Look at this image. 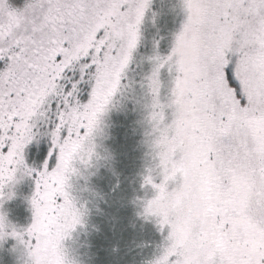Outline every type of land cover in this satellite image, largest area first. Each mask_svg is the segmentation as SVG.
<instances>
[{
    "label": "snow or ice",
    "instance_id": "1",
    "mask_svg": "<svg viewBox=\"0 0 264 264\" xmlns=\"http://www.w3.org/2000/svg\"><path fill=\"white\" fill-rule=\"evenodd\" d=\"M151 3L0 0V203L18 173H35L29 247L47 253L81 225L70 179L76 165L91 164L96 126L128 87ZM176 7L183 19L169 51L154 39L143 57L151 65L145 135L156 145L144 214L157 218L162 245L172 244L166 264H264V0ZM174 44L185 48L183 60L170 54ZM42 138L37 170L24 150Z\"/></svg>",
    "mask_w": 264,
    "mask_h": 264
},
{
    "label": "rangeland",
    "instance_id": "2",
    "mask_svg": "<svg viewBox=\"0 0 264 264\" xmlns=\"http://www.w3.org/2000/svg\"><path fill=\"white\" fill-rule=\"evenodd\" d=\"M174 3L173 7L171 0L157 1V7L153 11L157 13L155 21L153 22L152 16L142 29L141 47L144 50L135 56L134 64L137 66L134 68V73L129 74L130 78H139L138 81L141 83L143 77L150 71L151 65L143 57L151 54L154 39L159 40L158 50L161 54H167L169 51L172 33L178 30L183 19L182 13L176 7V0ZM168 29L170 34L168 40L164 38L161 40L160 30L166 32ZM161 81L163 97L168 84V76L164 71L161 72ZM145 97L146 94L144 99ZM145 115L146 110L141 100L138 99L136 102L134 98H130L121 109L112 111L107 118L102 117L103 135L97 139L95 151L106 159L93 161L84 171L83 176H74L70 179L72 195L78 207L84 206L86 215L83 217V223L76 226L71 238L66 240L65 244L70 251L79 256L82 264H139L140 248H142L139 240L146 237L152 240L154 235L161 233L154 218L144 219L140 215L142 204L154 195L151 186L144 184L145 176L155 164L144 143L148 128L143 121ZM146 153L148 162H146ZM143 166L145 172L140 176L141 179L132 184L128 178L138 173L136 175L138 180ZM128 167L134 173L127 171ZM35 169L39 170V168ZM127 174L130 176L127 177ZM153 176L154 182H159V177H156L155 173ZM9 188L13 195L0 203V213H4L17 227H27L32 222V208L29 201L35 191V173L31 177L21 176L18 173L17 182L4 187L2 191L7 193ZM132 194L135 197L141 195L140 201L136 203L139 214L136 224H133L131 218L133 211L126 202L127 197ZM144 227L147 231L142 232ZM113 235L116 236L115 245L113 241L110 251L108 245ZM160 236L155 243V249H152L146 261L162 245L164 234L161 233ZM133 240L138 241L137 247L135 245L134 247L139 251V258L138 255L129 253L132 247L128 248L127 242L133 243ZM13 244L11 238L0 241V264H17L16 255L11 250Z\"/></svg>",
    "mask_w": 264,
    "mask_h": 264
},
{
    "label": "clouds",
    "instance_id": "3",
    "mask_svg": "<svg viewBox=\"0 0 264 264\" xmlns=\"http://www.w3.org/2000/svg\"><path fill=\"white\" fill-rule=\"evenodd\" d=\"M187 2L188 0H176V3L178 5H184ZM170 54L177 56L180 60H183L185 58V48L182 45L174 44L173 48L170 51ZM144 122L148 125L146 132H149V122L147 119V111H146V115L144 118ZM103 127L104 125H103V121L101 118L92 136V143H94L96 147H97V144H96L97 139L103 135ZM144 143L146 144L149 150V154L152 156L153 153L156 151V145L154 143L153 138L150 135H145ZM84 151H86V149H84ZM101 159H106V157H101L100 154L95 152L94 156L92 157V162L98 161ZM90 166L91 164L87 167H83V166L78 167L76 165L75 166L76 170L73 173L72 177L83 176L84 171H86L87 168ZM16 182H17V178L13 184H15ZM9 195L10 196L13 195L11 188H9V191L5 193L6 197ZM143 206L144 205L142 204L141 206L142 210L140 212V215L144 219L154 218L155 221L157 222L156 217L154 216L146 217L145 216L144 211H143ZM80 212H81V224H82L83 217L86 215V210L83 205L80 206ZM28 226L27 227H17L16 225L12 224L7 219V216L5 214H4L3 224L2 226H0V235H2L3 237V239H0V241L10 238L13 230L17 233L15 237H11V239L14 241V244L12 245L11 250L16 255L17 264H82V261L80 260L79 256L76 255L74 252L70 251V249L65 244V241L71 238V234L75 229L67 233L54 249L49 250L47 253H42L38 251L34 245L29 247L28 241L25 239ZM171 248H172L171 243L167 245H161L159 250L156 253H154L151 258L145 261V264H166V257L169 251L171 250Z\"/></svg>",
    "mask_w": 264,
    "mask_h": 264
},
{
    "label": "trees",
    "instance_id": "4",
    "mask_svg": "<svg viewBox=\"0 0 264 264\" xmlns=\"http://www.w3.org/2000/svg\"><path fill=\"white\" fill-rule=\"evenodd\" d=\"M157 1L158 0H152L150 10L146 12L144 21H143V23L141 25V32H142V29H144L145 24L152 17V12L155 11V9L157 7ZM174 1L175 0H171V4H172L173 7L175 5ZM15 2L17 4H19L21 2V0H15ZM169 29L166 32L160 30V39L161 40L163 38L166 39V40H168L169 35H170L169 34ZM141 41H142V39L140 40V42L138 44L137 50L134 53L133 61L131 62L130 66H129V70L127 71L126 76H125V78L123 80V82L126 83L128 85V87L124 90V92L122 94H118L117 95V97L115 98V100L113 102V105L109 107L108 111L103 116V118H105V117L107 118L108 114L112 113V111H114L116 109H119V108L121 109V107L124 105V103L127 102L128 99H130V98H132V99L134 98V100H136V102L138 101V99H140L141 102H142V104L144 103V95L146 93H145V88L142 87V82L140 83L138 81L139 78H136L135 77V78L132 79L129 76V74H131L132 72L134 73V68L137 66L136 64H134L135 63L134 62L135 61V56L138 54V52L141 53L142 50H144L143 47H141L142 46L141 45ZM89 91H90L89 85L87 83H83L82 86H81L80 94H79V99H80V101L82 103H84V102L87 101V99H88V92ZM137 97H138V99H137ZM145 125L147 126L146 123H145ZM47 147H48V143L43 138L39 142L34 141V142L30 143L29 145H27L25 147V150H24L26 164L28 166L32 167V168H40L41 162H42V160H43V158L45 156V153L47 151ZM146 162H148L147 153H146ZM146 164L144 166H146ZM144 166L140 169V172H139V175H138V180L136 179V177H137L136 175L138 173L137 174H134L131 177H129L130 175L127 174V177H129L128 179H129V181H131L132 184H133V182L134 183L139 182V180L141 179L140 176H142L144 174V172H145ZM128 170L130 172L134 173V171H132L131 169H129V167H128L127 171ZM140 197H141V195H136V197H135L133 194L132 195H129L127 197L128 199H127L126 202H128V205L130 207L129 209H131L133 211L132 212V215H131V218L133 220V224H136L137 223L136 218L139 216V214H138V208H137L138 204H136V203L138 201H140ZM145 231H147L146 227H144L142 229V232H145ZM160 235H161V233L159 235H156V236L154 235L153 238H152V240L151 239H148V237H146L143 240H141V239L139 240L140 247L142 246V248H140L141 250H140V261H139V264H144L145 263L146 257L149 256V254L152 252V249H155V247H156V244L155 243L160 239V237H161ZM115 237H114V235L111 236V239H110L111 242L109 241V245L108 246H109L110 251H111L110 246H111V244H112L113 241H114V245H115V239H114ZM152 241H154V242H152ZM132 242L133 243L127 242V247L128 248H131L132 247V249H131V251L129 253H132L133 255L136 254V255H138V258H139V253H138L139 251H138L137 248H135V247H137L138 241L135 242L133 240ZM134 245H135V247H134Z\"/></svg>",
    "mask_w": 264,
    "mask_h": 264
}]
</instances>
